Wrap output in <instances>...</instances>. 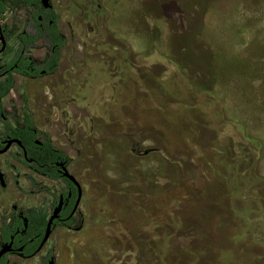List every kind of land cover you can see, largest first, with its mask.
Segmentation results:
<instances>
[{"label":"rangeland","instance_id":"obj_1","mask_svg":"<svg viewBox=\"0 0 264 264\" xmlns=\"http://www.w3.org/2000/svg\"><path fill=\"white\" fill-rule=\"evenodd\" d=\"M54 4L59 72L2 104L84 180L85 225L53 233L56 264H264V0Z\"/></svg>","mask_w":264,"mask_h":264},{"label":"flooded vegetation","instance_id":"obj_2","mask_svg":"<svg viewBox=\"0 0 264 264\" xmlns=\"http://www.w3.org/2000/svg\"><path fill=\"white\" fill-rule=\"evenodd\" d=\"M17 1L9 0L8 9H24V15L18 17V26L0 22V80L12 76L14 86L18 80L33 82L34 85L45 76L56 75L61 67L67 42L60 50L58 71L48 74L42 68L46 59L53 54L47 38L53 34L55 18L60 34L66 39L67 35L60 24L55 0H49L50 6L47 8L42 0H33V4L20 1L15 6ZM22 34H32L33 37L40 34V38L23 49ZM40 45L43 46L41 49L38 48ZM25 113L32 116V124L25 120ZM56 150L61 151L62 155L55 153ZM75 165L63 147L57 146L53 133L40 129L29 111L12 117L6 110H0V172L4 175L3 181L0 179V190L6 191L12 183L14 192L11 199L17 200L11 213L0 215V251L6 244H11L0 264H56V256L50 245L53 233L57 229H83L85 188L83 178L73 170ZM66 173L71 174L74 180ZM57 210L52 234L43 244L48 223ZM5 227L13 231L6 241L1 237ZM38 230L41 231L39 235H29V231Z\"/></svg>","mask_w":264,"mask_h":264},{"label":"trees","instance_id":"obj_3","mask_svg":"<svg viewBox=\"0 0 264 264\" xmlns=\"http://www.w3.org/2000/svg\"><path fill=\"white\" fill-rule=\"evenodd\" d=\"M8 1L9 0H0V15L5 13L8 9ZM20 1H25L28 4H33V0H19L16 2L15 6H18ZM56 19L55 18V25L53 27L52 31V36H49L47 38L48 43L50 44V48L53 51V54L50 58H47L46 61L44 62V66L42 67L43 69L47 70V73H54L58 71L60 67V50L61 48L66 44L67 39L60 34L59 29L56 26ZM22 38H24V45L23 49L28 48L30 45L33 44L34 40H38L40 38V34L36 35L33 37L32 34H22ZM14 78L12 76L7 77L6 79L0 80V110L4 112V108L1 103V99L7 96V94L11 91V89L14 86ZM25 120L28 122V124H32V116L30 114L25 113L24 115ZM18 119V118H16ZM57 154L62 155L61 151L56 150ZM222 157H226L225 155H221V157L218 158L221 159ZM227 164V163H226ZM222 162L219 161V169L216 170L217 172L222 171ZM228 167L232 168L234 167L232 164H227ZM13 233V231L10 228H4L3 233L1 234V237L4 241L9 239V236ZM37 234L39 235L41 233L40 230L33 232L29 231V235L31 234Z\"/></svg>","mask_w":264,"mask_h":264},{"label":"water","instance_id":"obj_4","mask_svg":"<svg viewBox=\"0 0 264 264\" xmlns=\"http://www.w3.org/2000/svg\"><path fill=\"white\" fill-rule=\"evenodd\" d=\"M42 2H43L44 6H45L46 8L50 6V4H49V0H42ZM1 29H2V28H1V24H0V31H1ZM2 40H3V44H5V41H4L3 38H2ZM65 175H66L67 177L73 179V177H72L71 174L66 173ZM3 176H4L3 173L0 172V179H1V181H3ZM73 180H74V179H73ZM58 212H59V210H57V211L55 212L54 216L51 217V219H50V221H49V223H48L47 230H46V234H45V237H44V240H43V244L49 239V237H50L51 234H52V224H53L54 219L57 217ZM10 248H11V244H6L5 246H3L2 250L0 251V262H1V258H2V256H4V255L10 250ZM51 264H52V262H51Z\"/></svg>","mask_w":264,"mask_h":264}]
</instances>
